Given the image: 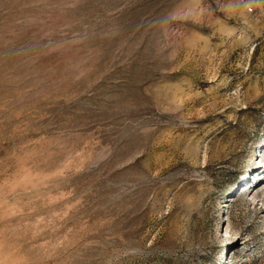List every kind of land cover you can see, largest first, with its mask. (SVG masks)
Returning <instances> with one entry per match:
<instances>
[{
	"label": "rangeland",
	"instance_id": "374dc122",
	"mask_svg": "<svg viewBox=\"0 0 264 264\" xmlns=\"http://www.w3.org/2000/svg\"><path fill=\"white\" fill-rule=\"evenodd\" d=\"M262 157L264 0H0V264H264Z\"/></svg>",
	"mask_w": 264,
	"mask_h": 264
}]
</instances>
